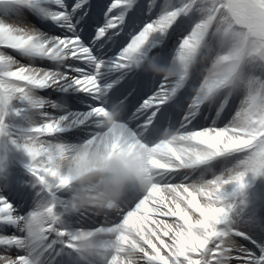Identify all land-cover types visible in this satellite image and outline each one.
Listing matches in <instances>:
<instances>
[{
  "label": "snow or ice",
  "instance_id": "6c2138e0",
  "mask_svg": "<svg viewBox=\"0 0 264 264\" xmlns=\"http://www.w3.org/2000/svg\"><path fill=\"white\" fill-rule=\"evenodd\" d=\"M40 2L0 0L21 9ZM52 2L60 10L51 19L69 31L76 16H89L86 5L107 12L89 46L75 33L43 39L0 22V138L10 116L35 117L19 142L11 139L28 158L30 187L14 177L0 182V264H77L84 238L97 241L91 264H264V250L238 251L233 237L247 239L245 232L225 230L235 208L229 186L243 191L247 174L264 176V0H166L147 23L141 16L155 0ZM172 33L179 43L169 60ZM37 58L52 68L36 67ZM130 74L138 83L118 92ZM141 81L151 95L133 103ZM202 109L215 113L211 126L193 123L205 119ZM173 112L184 115L167 131ZM81 146L127 150L142 162L101 214L78 207L73 194L81 189L64 168ZM229 156L239 162L211 179H173Z\"/></svg>",
  "mask_w": 264,
  "mask_h": 264
},
{
  "label": "bare ground",
  "instance_id": "6f19581e",
  "mask_svg": "<svg viewBox=\"0 0 264 264\" xmlns=\"http://www.w3.org/2000/svg\"><path fill=\"white\" fill-rule=\"evenodd\" d=\"M159 1L160 0H155V4H153L150 9L148 8L145 9L143 15L141 16V20L144 23L156 19L157 16L160 14L162 8L166 4V0H162L164 1L163 3H160ZM111 2L112 0L110 1V4ZM148 2L151 3L152 0H148ZM169 2L175 4V0H169ZM156 5H159L160 7L158 8L156 7ZM0 9L3 10L1 11V13L6 16V17L4 16L3 18L6 19V21L3 20V22L6 24L26 26V24H23V21H31L36 24H39V27H36L34 25L26 26V27L30 28L32 31H34L37 35H39L43 39H53L55 37L63 36L65 34L71 36L74 32V25H75L74 19L72 20V25H73L72 31H69L68 28L64 26V24H62L61 22H55L51 19L50 14L55 13L60 9H58L55 4L53 3L48 4L44 0H41L40 5L36 8L21 9L19 6H15L7 3H0ZM71 11L72 10L70 9V12ZM106 12H107V7L104 8V13ZM166 43L169 46L170 40H168ZM168 49L169 48L166 47L164 49V52L165 54L168 55L169 60H171L173 48L170 50ZM156 52L157 49L154 48L152 54L155 55ZM22 62L27 63L28 61H22ZM32 63L39 68H49V69H51L53 65L52 61L47 59H40V58H37L35 61H32ZM189 87H191V82ZM51 94H52L51 89H47L39 92V95L45 99H48ZM203 112L205 117L204 119L205 125H203V127L211 126L213 120L216 119L215 113L204 111V109ZM29 119H35V117H31L30 114H26L25 116H22L20 118L10 116L7 120V127L10 125L13 128H8V136L0 138V182L6 181L9 177H14L18 182L20 183L23 182L24 186L27 185V187H30L31 177L28 175L26 168V165L28 163V158L22 151L18 150L15 146L11 144V139H16L19 142L22 136L27 132V129L29 127ZM218 123L219 120H217V124ZM7 154L8 157L6 158ZM237 159H239L237 156L218 158L217 160L212 161L207 166L197 169L195 173L192 172L190 175L183 173V176L181 177L180 180H183L186 176L187 178L193 181L201 177H206L208 174L211 175L212 173L211 169H214L217 166L228 165L230 162H232L235 165L233 161ZM206 169H209L208 172L206 174H202L201 172ZM178 175L179 173H177L173 177V179L177 178ZM246 183H247V187L243 191L235 190L234 186H229L228 188V193H229L228 202L234 204L235 208L230 215L229 223L228 225L225 226V230L241 229L244 225V221L246 218L253 216L256 212H260L264 214V176L253 177V175L249 173L246 176ZM256 194L258 196L257 198H255ZM257 199L259 200V202ZM239 200H241L243 204L239 205L240 204ZM87 225H92V224L88 223ZM233 239L236 240L235 237H233ZM257 244H260L259 247H261V249L264 250V243L262 245V241H259V243ZM253 246L255 248L258 247V246L256 247L255 245ZM246 254L255 255L253 251V247L248 252H246ZM234 264H239V262L236 261Z\"/></svg>",
  "mask_w": 264,
  "mask_h": 264
},
{
  "label": "clouds",
  "instance_id": "9594fccd",
  "mask_svg": "<svg viewBox=\"0 0 264 264\" xmlns=\"http://www.w3.org/2000/svg\"><path fill=\"white\" fill-rule=\"evenodd\" d=\"M165 74L171 75L159 73ZM117 118L118 113H113L112 119ZM141 163L138 154L127 150L106 155L101 150L81 146L64 161V168L72 184L81 189L73 194L78 207L101 214L120 201L125 186L135 178ZM96 252V239L84 238L79 242L77 255L83 260L92 261Z\"/></svg>",
  "mask_w": 264,
  "mask_h": 264
}]
</instances>
